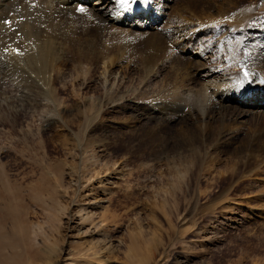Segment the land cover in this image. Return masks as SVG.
<instances>
[{
    "label": "rangeland",
    "instance_id": "374dc122",
    "mask_svg": "<svg viewBox=\"0 0 264 264\" xmlns=\"http://www.w3.org/2000/svg\"><path fill=\"white\" fill-rule=\"evenodd\" d=\"M98 1L89 4L96 6ZM194 2L200 4L196 13L190 0H167L162 22L154 25L165 31L180 18L192 30L197 47L211 49L196 83L180 86L177 93L197 111L199 122L189 127L193 144L182 135L184 125H161L162 134L155 135L153 123L136 122L128 109L117 106L116 112L94 121L100 123L97 128L85 123L84 107L93 101L103 103L107 94L118 97L112 106L127 99L134 103L155 99L167 89L163 78L173 69L170 62L151 82L142 80L139 65L129 70L126 61L113 65L106 60L94 65L83 61L80 67L55 68L52 86L73 91L71 101L63 94L55 100L36 96L40 85L29 78L22 83L12 76L0 84V236L6 240L20 233L18 228L24 231L19 237L23 246L15 250L4 243L2 258L11 264H144L143 251L156 238L158 246L148 264H264V114L240 120L223 111L206 117L214 91L239 77L238 63L244 57L240 47L234 60L213 58L218 54L214 40L220 22L207 17L220 14L217 19L231 26L237 14L253 9L264 27V0ZM208 2L214 11L204 7ZM74 5L76 11L81 9L80 1ZM137 19L147 22L141 13ZM80 22L75 26L84 27ZM201 22L210 23L200 29ZM91 34L76 37L83 36L84 42ZM109 40L97 50L114 44ZM253 43L249 58L259 62ZM212 66H217L214 71ZM93 76L100 94L83 92ZM145 92L148 98L143 99ZM140 93L141 99L134 98ZM199 93L204 95L202 106H196ZM76 105L82 112L75 126ZM229 131L237 135L225 138ZM166 145L169 161L167 155L157 158ZM196 154L199 162L193 159ZM184 166L189 167L187 172Z\"/></svg>",
    "mask_w": 264,
    "mask_h": 264
},
{
    "label": "bare ground",
    "instance_id": "6f19581e",
    "mask_svg": "<svg viewBox=\"0 0 264 264\" xmlns=\"http://www.w3.org/2000/svg\"><path fill=\"white\" fill-rule=\"evenodd\" d=\"M76 1L81 3L79 11L74 8ZM89 1L0 0V84L12 76H17L22 83L29 78V81L33 79L40 85L37 91L38 94L33 92L36 96L55 100L57 94H63L71 101L75 100L74 96L76 94L73 91L67 87L55 89L52 86L56 77L52 74L55 68H64L69 65L78 66L83 61L93 65L98 64L100 61H104L105 64V60L112 65L126 61L129 70L136 69V66L139 65L142 80L151 82L164 71L165 64L170 62L173 69L166 73L163 78V82L167 85L165 92L161 91L162 93L159 96L149 102L134 103V101L130 102L132 99L126 98V102L114 106L111 104L118 100L116 93H106L103 103L102 101L98 103L93 101L92 104L84 107L87 115L85 123L92 130L97 128L99 122L94 123V121L100 116L103 117L116 112L115 108L117 106L120 109H128L132 114V119L136 122L141 120L145 121L146 124L147 122L148 124L153 123L151 129L154 130L155 135L164 130L162 128L164 126L161 125L170 127V125L180 123L185 126L182 135L193 144L194 138L190 136L191 130L189 127L193 124L197 125L199 122L195 119L197 111L187 101L181 99L177 93L180 86L188 82L196 83V74L206 68V58L204 59V57L211 52L210 47L204 45L197 47L196 42L192 41V37H194L192 30L180 18L176 21V25L165 31L154 28V25L161 21L162 9L166 6L167 0H100L96 6L94 4L90 6ZM237 3H241V1ZM189 5L194 13L200 8V4L194 2V0H190ZM204 7L211 12L214 11V5L209 2ZM254 11L253 9L251 11L246 10L241 16L237 14L234 18V24L231 26L217 19L220 14L214 17L210 14L207 17L210 22H220L216 25L214 40L215 47H218L216 49L218 54L213 58L219 60L223 55L226 61L229 62L235 59L234 53L238 48L242 47L244 51V57L238 63L241 69L239 77L236 75L232 83L225 84L224 88L222 84H219V88L213 93V95H216L215 98L211 100L207 107V114L205 113L207 119H212L223 111L233 112V115H236L240 120L250 114H264V27L261 22L259 23L258 18L254 16ZM140 13L147 19L146 23H142L137 19ZM66 15H70L69 18L61 21L62 17ZM78 19L85 24L84 27L81 24L79 26L82 28L78 27L79 22L75 26ZM6 20L11 21V25L4 23ZM210 22H201L200 29ZM63 29L66 30L62 32ZM91 30L94 31L93 34L89 32ZM80 33L83 35L90 33L91 37L88 39L86 37V40L84 38L85 41L83 42L81 39L83 36L81 38L76 37V34ZM240 38H242V41L237 42V39ZM105 39H111L114 44L105 46V48L102 47L104 50H97ZM252 42H254L255 53L259 56V62L250 61L249 55L252 50L249 45ZM111 43L109 40V44ZM196 49L200 50L197 51ZM178 50H180V53H178ZM128 52L129 54L125 56ZM186 53L189 55L185 57ZM262 61L263 64H260ZM213 62L217 61L213 59ZM216 67L212 66L211 71H214ZM219 67L222 68L223 65L220 64ZM245 72L248 74L245 75ZM22 75H25L27 79L23 78ZM93 77H90L86 84L84 83L83 92L88 93V90H91L95 94H100L102 89L96 81V76ZM29 90L33 91L32 89ZM147 94L146 92L142 93L143 99L148 98ZM140 95L141 93L134 98H139ZM28 97L32 99L31 94ZM120 98L123 100L122 98H125V95L120 96ZM195 99L197 101L196 106H202L204 95L199 93ZM81 112V106L77 105L72 110V115H75L72 121L73 125L77 124L76 120ZM65 113L64 110L60 115L63 117ZM50 123L51 121L48 122V128ZM148 133H151V131ZM235 134L229 131L224 136L231 139ZM149 139L151 140V137ZM162 145L164 146V144ZM166 148L167 145L164 149L158 150L159 155L157 158L161 160L165 158L164 156L168 154V148L167 150ZM169 155L171 156V154ZM169 155H167L168 161ZM192 156L193 159L198 160L197 154ZM186 170H189L188 166L185 167ZM184 176L185 174L181 178H184ZM22 231L23 229L18 228L20 233H11L14 236H8L9 238L7 237L6 240H3L0 236V247L5 243L15 250L19 248V245L23 242L19 238L24 233ZM4 234L7 233L4 232ZM155 239L153 238L152 243L143 251L142 261L144 264H148L152 254L155 253L158 246L157 239ZM2 257L0 254V264H11Z\"/></svg>",
    "mask_w": 264,
    "mask_h": 264
},
{
    "label": "snow or ice",
    "instance_id": "6c2138e0",
    "mask_svg": "<svg viewBox=\"0 0 264 264\" xmlns=\"http://www.w3.org/2000/svg\"><path fill=\"white\" fill-rule=\"evenodd\" d=\"M4 23H6V24H9V25H11V21H4ZM248 73L247 72H245V75H247Z\"/></svg>",
    "mask_w": 264,
    "mask_h": 264
}]
</instances>
